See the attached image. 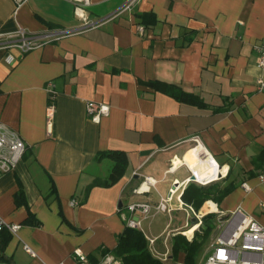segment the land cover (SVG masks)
Returning a JSON list of instances; mask_svg holds the SVG:
<instances>
[{
  "label": "crops",
  "instance_id": "crops-1",
  "mask_svg": "<svg viewBox=\"0 0 264 264\" xmlns=\"http://www.w3.org/2000/svg\"><path fill=\"white\" fill-rule=\"evenodd\" d=\"M128 2L89 0L85 25L74 14L75 0H0V36L24 30L51 38L25 54L0 48V122L26 145L14 171L0 174V221L20 226L5 249L12 264H75L76 250L101 264L100 250H113L126 228L121 215L129 204H155L174 183L183 191L191 183L183 159L198 148L194 137L206 152L202 158L225 169L220 185H234L214 203V213L241 209L264 227L258 180L264 170V88L258 85L264 68L253 50L264 44V0H136L127 8ZM143 14L155 22L142 23L137 16ZM155 82L196 96L206 107L178 102L149 86ZM49 83L56 92L52 101ZM88 102L108 105L109 115L93 122ZM108 152L127 156L125 176L85 197L94 180L109 176L113 163L99 159ZM175 159L182 163L168 172ZM144 177L159 182L151 190L157 199L132 193ZM20 192L27 207L16 205ZM27 208L38 226L24 223ZM158 215L152 220L160 217L165 228L149 238H158L156 250L163 253L160 238H172L188 222L180 210Z\"/></svg>",
  "mask_w": 264,
  "mask_h": 264
},
{
  "label": "built area",
  "instance_id": "built-area-1",
  "mask_svg": "<svg viewBox=\"0 0 264 264\" xmlns=\"http://www.w3.org/2000/svg\"><path fill=\"white\" fill-rule=\"evenodd\" d=\"M14 1L19 5L26 0ZM135 1L136 0H129L127 8ZM75 2L78 4L74 10L75 16L85 25H88L85 8L89 6V0H75ZM143 30V27H138L139 33H143ZM49 39L51 38L48 36H31L26 31L19 30L15 36H7L6 38L0 36V48L6 50L15 49L21 54H25L48 43L50 41ZM253 50L256 54L257 66L263 69L264 44L254 45ZM6 60L9 63L14 62V58L11 56H7ZM258 85L260 88H264V81H259ZM48 93L49 99L52 101L56 94L53 83L48 84ZM86 111L93 122H99L102 117L109 115L110 108L106 104L88 102L86 104ZM53 115L54 104L51 103L47 110V126L49 129L52 125ZM193 140L197 146L200 147L198 138L194 137ZM25 151L26 145L19 133L0 122V174L13 172L18 163L22 160ZM203 154L206 155L205 152H203ZM172 167L173 165L169 168L168 172L172 171ZM258 180L264 185V170L258 175ZM158 183L157 180L144 177L140 184L132 190V193L137 196L149 194L152 189H156ZM181 186L182 185L177 182L174 183L173 188L169 190L168 196H160L158 202L155 204L149 202L129 204L126 207L127 212L121 215L126 227L139 230L144 234L142 222L144 220H152L161 213L169 214L174 210L183 211L186 215L187 222L190 220L192 221L194 218L200 220L206 213H210L209 211L205 213H201V211L196 212L191 206L184 204L181 200L183 193V189L180 190ZM174 200L177 202L175 204L176 206L173 204ZM70 204L76 206L77 202L72 200ZM219 214L222 215L223 219L217 226L216 236L212 238L208 244L207 251L201 264H264V227L261 226L253 216L243 212L241 209H236L228 213L220 212ZM188 225L187 223L186 227ZM19 228V225L7 224L0 221V231L5 229L10 234L15 235ZM185 233L186 232H182L187 241L191 242L193 240V233L190 237ZM169 235L170 233L166 232V236L168 237ZM146 239L153 256L163 262L170 258V256L168 257V238L163 240V253H158L156 250V241L158 238L147 237ZM23 249L30 256H35L27 245H24ZM73 257L75 264H91L88 257L78 250L74 251ZM101 264H120V262L115 260L112 256L106 255Z\"/></svg>",
  "mask_w": 264,
  "mask_h": 264
},
{
  "label": "trees",
  "instance_id": "trees-1",
  "mask_svg": "<svg viewBox=\"0 0 264 264\" xmlns=\"http://www.w3.org/2000/svg\"><path fill=\"white\" fill-rule=\"evenodd\" d=\"M146 25L155 22L152 14H143L137 16ZM149 86L165 93L174 98L176 101L186 104H191L198 107H206L196 96L182 92L180 89L161 83H149ZM109 159L113 165L109 176L105 180H94L91 185L85 189V197L93 187L108 188L116 184L122 177L125 176L128 169V158L121 152H108L99 156V159ZM234 190L232 183H227L221 186L220 184H211L210 186H198L194 183H189L184 189L181 200L184 204L191 206L196 212H199L207 201L219 205ZM15 202L17 206L24 205L27 207L24 195L22 192L16 195ZM28 218L25 224L38 226L39 222L34 218L33 213L29 208ZM217 214L211 213L204 216L199 227L200 232H195L191 242L181 235L176 234L171 239V256L166 262L178 263L180 256L183 255L182 264H197V258L201 253L203 245L206 243L211 233L215 229L214 219ZM11 240V234L3 229L0 231V264H12V260L5 254V249ZM102 258L106 255L112 256L120 264H167L153 256L149 249L148 241L145 235L139 231L125 228L122 234L117 236V245L113 250H100ZM91 264L95 263L92 259H88Z\"/></svg>",
  "mask_w": 264,
  "mask_h": 264
},
{
  "label": "rangeland",
  "instance_id": "rangeland-1",
  "mask_svg": "<svg viewBox=\"0 0 264 264\" xmlns=\"http://www.w3.org/2000/svg\"><path fill=\"white\" fill-rule=\"evenodd\" d=\"M193 148H195V147H193ZM193 148H191L192 150H190V151H195L196 149H198V148H195V149H193ZM202 155V154H201ZM171 167V166H170ZM178 175H180V174H178ZM140 182V181H139ZM139 182L136 184V186H138V184H139ZM214 183H216V184H222V181H219V180H217V181H215V182H211V183H209V184H206V185H201V183H195L194 182V184H196V185H198V186H210L211 184H214ZM162 186V185H161ZM161 188V187H160ZM151 197H153L154 199H157L158 198V194L153 190L152 192H151ZM208 202H212V201H207V202H205V203H208ZM205 203H204V205L202 206L203 208H204V206H205ZM213 203V202H212ZM203 208H201V213H205L206 212V210L205 211H203ZM212 213H214V212H212ZM208 214H211V213H206L204 216H206V215H208ZM214 214H217V213H214ZM159 216V215H158ZM203 216V217H204ZM202 217V218H203ZM184 219H183V221L180 223L181 225L182 224H184V222H185V216L183 217ZM200 219V220H197V219H192V220H195V224H193L192 223V221L190 220L189 222H188V226L186 227V228H183V229H179L178 230V232H177V234H181V235H183L182 234V232H188V231H190V230H193L194 229V227L196 226V228H195V231L193 232V238H194V235H195V232H200L199 231V227H200V225H201V223H202V220L203 219ZM223 219V217H222V215H220L219 213L217 214V218L216 219H214V222H215V229H214V231L211 233V235H210V237L208 238V240L206 241V243L203 245V247H202V250H201V253L199 254V256H198V258H197V264H201L202 263V260H203V258H204V255H205V253H206V251H207V247H208V244H209V242L211 241V239L212 238H214L215 236H216V234H217V226L219 225V222L221 221ZM158 220V221H157ZM157 220H144L143 222H142V229L144 230L143 232L145 233L144 235L145 236H147L148 238H149V236H155V235H158V234H160L162 231H163V229L165 228V224H162V221L160 220V217L157 219ZM160 220V221H159ZM161 222V223H160ZM178 227H176V225L175 226H171L170 227V229L172 230V229H177ZM161 236V235H160ZM184 236V235H183ZM185 237V236H184ZM186 238V237H185ZM165 238H160V241H159V243L158 244H161V246L162 247H159V250L160 251H164V246H163V240H164ZM171 237H169L168 238V241H167V245H168V248H169V253H168V257L169 256H171ZM157 244V245H158ZM159 253V252H158ZM169 260V259H168ZM167 260V261H168ZM165 263H167V264H178V263H176V262H166L165 261Z\"/></svg>",
  "mask_w": 264,
  "mask_h": 264
},
{
  "label": "bare ground",
  "instance_id": "bare-ground-1",
  "mask_svg": "<svg viewBox=\"0 0 264 264\" xmlns=\"http://www.w3.org/2000/svg\"><path fill=\"white\" fill-rule=\"evenodd\" d=\"M201 154H203V151L200 147H198L195 151H189L183 159L184 164H186V166H188V168L192 171V174L195 177V182L206 185L219 180V176L225 174V169H220L216 161L211 157L203 159ZM181 163L182 162L180 160L175 159L173 162V169L177 168V166ZM205 210L210 213L215 212L216 207L214 203L208 202L203 208V211ZM186 235L189 236V234Z\"/></svg>",
  "mask_w": 264,
  "mask_h": 264
},
{
  "label": "water",
  "instance_id": "water-1",
  "mask_svg": "<svg viewBox=\"0 0 264 264\" xmlns=\"http://www.w3.org/2000/svg\"><path fill=\"white\" fill-rule=\"evenodd\" d=\"M221 178V176H219V179ZM191 182H195V177L192 175L190 178ZM136 219V218H135ZM192 223L195 224V220H192Z\"/></svg>",
  "mask_w": 264,
  "mask_h": 264
}]
</instances>
